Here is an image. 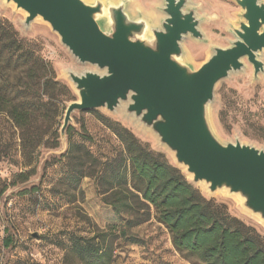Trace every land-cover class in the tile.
<instances>
[{
  "label": "rangeland",
  "instance_id": "374dc122",
  "mask_svg": "<svg viewBox=\"0 0 264 264\" xmlns=\"http://www.w3.org/2000/svg\"><path fill=\"white\" fill-rule=\"evenodd\" d=\"M124 1L133 18L145 17L161 26L165 18L160 11L162 0ZM189 7L202 19L200 30L204 41L188 36L182 47L187 63L198 70L212 56L213 48L230 47L234 41L232 29L238 28L242 10L235 0H190ZM0 18L9 21L22 38L38 44L39 54L51 63L57 81L69 89L58 116L50 122L39 121L37 136H27L26 142L14 122L0 113V264H79L67 257L73 236L92 238L107 232L112 225L118 226L120 233L127 228L130 216H118L105 204L95 178L86 177L78 186L74 184L72 168L78 166V157L86 150L101 162L121 156L124 147L111 129V125L119 124L152 151L164 154L172 165L176 163L152 132L139 126L133 117L125 116V104L114 114L105 109L75 112L64 142L61 130L67 108L79 101L66 73L101 71L79 63L43 20L27 27L26 13L17 10L14 4L0 0ZM261 61L264 63V52ZM244 65L242 71L218 84L215 99L209 106V122L222 143L239 141L264 151V74L256 78L254 67L247 59ZM72 145L79 147L69 154ZM179 169L189 180L183 168ZM22 174L28 179L21 177ZM194 187L207 198L226 204L231 215L264 236V222L248 213L237 196L227 192L211 195L201 186ZM131 234L139 244L117 239L115 264H193L175 250L169 232L156 220L153 210L151 220L133 228Z\"/></svg>",
  "mask_w": 264,
  "mask_h": 264
},
{
  "label": "water",
  "instance_id": "95a60500",
  "mask_svg": "<svg viewBox=\"0 0 264 264\" xmlns=\"http://www.w3.org/2000/svg\"><path fill=\"white\" fill-rule=\"evenodd\" d=\"M26 13L25 25L48 23L61 43L83 65L101 73H66L79 96L66 111L61 137L75 112L105 109L152 132L173 156L176 166L205 185L211 195L237 196L243 208L264 222V151L251 145L222 143L209 122V106L220 82L244 68L264 74V1L235 0L242 13L234 41L213 48L198 70L186 61L182 43L191 36L203 42L202 19L190 0H162L165 18L156 26L133 18L126 1L5 0Z\"/></svg>",
  "mask_w": 264,
  "mask_h": 264
},
{
  "label": "trees",
  "instance_id": "16d2710c",
  "mask_svg": "<svg viewBox=\"0 0 264 264\" xmlns=\"http://www.w3.org/2000/svg\"><path fill=\"white\" fill-rule=\"evenodd\" d=\"M68 94L51 63L39 54L38 44L22 38L9 21L0 18V113L21 130L23 142L36 135L39 121L58 116ZM111 129L124 153L101 162L86 150L72 168L71 179L78 186L86 177L95 178L105 204L118 216H130L127 228L119 233L118 226L112 225L92 238L73 236L69 259L79 264H115L114 242L139 244L131 230L149 222L153 210L175 250L193 264H264V236L255 228L231 215L226 204L204 196L181 169L131 131L119 124ZM78 147L72 145L69 154ZM21 177L28 179L26 174Z\"/></svg>",
  "mask_w": 264,
  "mask_h": 264
},
{
  "label": "bare ground",
  "instance_id": "6f19581e",
  "mask_svg": "<svg viewBox=\"0 0 264 264\" xmlns=\"http://www.w3.org/2000/svg\"><path fill=\"white\" fill-rule=\"evenodd\" d=\"M183 170L186 172V169L185 168H183ZM187 176H188V178H189V180H191L192 181V176L191 175H188L187 174ZM201 187H203L206 191H207V188H206V186L205 185H200Z\"/></svg>",
  "mask_w": 264,
  "mask_h": 264
}]
</instances>
